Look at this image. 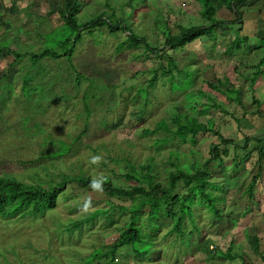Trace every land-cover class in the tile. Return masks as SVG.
<instances>
[{"label": "rangeland", "instance_id": "obj_1", "mask_svg": "<svg viewBox=\"0 0 264 264\" xmlns=\"http://www.w3.org/2000/svg\"><path fill=\"white\" fill-rule=\"evenodd\" d=\"M10 1L22 11L13 17L10 12L7 18L4 10ZM255 3L258 15L252 13L257 8L254 4L244 6L241 14V32L249 41L254 30L258 31L257 37H264V10L260 0ZM213 4L215 18L227 22L234 19L218 0H213ZM77 5L74 21L78 26L101 13V19L117 30L108 33L107 25L83 30L73 45L69 62L65 58H43L32 65L30 55L43 49L59 51L58 43L67 40L64 48L72 40L70 34L74 33L61 25L58 14L61 0H0V176L23 183H41L45 188L58 181L60 174L73 177L81 173L96 181L107 177L112 186L125 187L127 183L120 175L128 171L129 165L151 161L163 179L167 159L182 172L190 173L204 158L212 138L201 136L193 145L174 140L155 151L153 143L160 137L145 132L168 116L169 107L194 116L205 100L187 92L192 90L211 94L216 106L227 113L222 116L213 109L204 116L196 113L199 123L213 120L220 135L233 140L240 141L235 133L237 127L244 135L264 136L263 122L254 117L246 116L236 126L231 118L240 114L236 106L205 85L215 83L223 75L237 89L244 111L254 110L251 96L262 102L264 109V86H258L257 79L250 92L246 80L260 53L240 56L236 61L221 58L231 39V29L226 30L224 37L216 35L214 41L196 40L175 51L176 70L180 71L175 81L168 85L156 80L146 96L139 93L146 86L149 68L155 67L152 56L144 57L148 49L161 43L162 34L176 35L177 26L198 25L197 0H78ZM47 12L51 13L45 18ZM227 26L232 28L230 24ZM128 33L141 38V45L116 52ZM4 47L19 55L10 67L12 58L5 55ZM168 57L172 53L165 51L162 58ZM26 80L27 87L21 90ZM87 86L95 88L85 113L83 95ZM84 126V134L74 140ZM60 142L68 151L51 158ZM94 157H99L95 163ZM255 157L250 154L243 165L236 167L235 174L226 168L230 189L226 204L221 207L220 220H211L201 207L193 209L197 231L191 235L190 243L194 246H189L188 236L179 241L165 234V223L161 228H150L145 235L140 232L141 241L133 248L116 250L115 264H239L238 260L210 259L213 248L223 251L229 240L248 262L262 264L259 255L264 258V175L256 182L258 206L249 214H241L246 206L242 191L255 174L252 169ZM210 168L213 175H218L216 165ZM128 204L126 200L108 198L100 191H83L67 183L53 210L35 218L17 216L0 220V264H93L89 262L91 254L108 248L122 229L125 218L115 210ZM96 210L102 212L93 214ZM76 221H82L81 225L71 228ZM184 226L190 229L187 221ZM145 249H148L145 260L133 257L131 250ZM105 264H113L110 257Z\"/></svg>", "mask_w": 264, "mask_h": 264}, {"label": "trees", "instance_id": "obj_2", "mask_svg": "<svg viewBox=\"0 0 264 264\" xmlns=\"http://www.w3.org/2000/svg\"><path fill=\"white\" fill-rule=\"evenodd\" d=\"M197 1L199 2L197 10L198 25L190 27L177 26L178 33L176 35L164 33L161 35V43L157 47L155 46L152 49H148L149 51L144 57L148 59L152 56L151 58L156 60L155 67L149 68V77L145 82L146 86L144 89H140L139 93L143 92L146 96L148 89L153 87L156 80H159L161 83L167 82L168 85H171L175 81V78L180 73L179 70H176L175 62L178 58L173 54L175 51L184 49L196 40L205 39L207 41H214L216 35L224 37L228 29L232 31L230 36L231 39L223 52H221V58H225L227 61L228 59L236 61L240 56L249 57L252 53L260 51L262 55L258 58L254 66H252L254 70L250 74V77L246 79L248 82V90L253 92L255 81L257 79L259 80L261 76H264V39H258V31L254 30L252 33V41L249 43L248 36L241 32L242 8L255 2V0H218V4L221 5V7L232 13L234 19L231 22L215 18L216 8L213 4V0ZM77 2L78 0H61V10L58 12L62 21L61 25L74 33L70 34L72 35V40L68 42V46L63 48L64 44L67 42V40H63L57 44L59 51L43 49L38 54L30 55L29 60L32 65L43 58L55 60L65 58V60L69 62L73 45L79 41V34L83 30L90 31L91 29L101 28L105 25H107L106 29L108 33L117 30L114 27H109V24L101 19V13L94 20L78 26L74 21V16L77 13L76 8L78 7ZM10 5L12 7L13 4L11 3ZM261 7L264 9V0H261ZM50 13L51 12H47L45 18L48 17ZM37 19L42 21L39 17H37ZM107 22L109 21L107 20ZM228 24H230L232 28H228ZM124 32L126 31L124 30ZM139 39L141 38H135L128 33L126 39L117 45L116 52H118V50L123 51V49L134 50V48L141 45ZM165 51H170L172 57H168L166 60L162 58ZM5 55L12 58V61L8 64L9 67L17 62L19 58L18 53H15V51L9 48H6ZM165 78H167V80ZM79 80L80 79L77 81ZM27 82V80L23 82L21 90L27 87ZM205 85L211 92L223 96L227 102L236 106L240 114L237 117L231 116L236 126L241 120H244L246 116L254 117L258 122L262 121L264 124V109H262V102L257 101L251 96L250 104L254 105V110L251 112L244 111L238 97L239 94L237 89L231 86V84H228L225 76L222 75L215 83H205ZM87 87L86 94L83 95L85 113L88 112V106L92 103V91L95 86ZM170 87L171 86H169V88ZM173 91L177 92L176 90ZM187 92L195 96L203 97L205 100L198 111L194 113V116L188 114L186 111L179 112L176 108L169 107L168 116L164 119H160L152 130L145 133L146 135L149 133L160 137L155 139L153 143L155 151L160 150L166 144L174 140H176L178 144L189 143L193 145L195 140L201 136L212 138V142L207 145L204 158L201 159L195 170L190 173H184L179 170L176 165H172L169 159H167L164 162L163 179H160L161 174L156 170L157 168L154 167L151 161L144 165H129L128 171L120 175V178L127 183L125 187L112 186L107 177H102L100 180L96 181L90 180L81 173L73 177L60 174L58 176V181L54 182L52 185H46L45 188L42 187L41 183H23L13 177L1 175L0 220H9L17 216L35 218L37 215L53 210L65 185L67 183H73L77 188L83 191H100L108 198L126 200L129 202L127 206H119L117 210L114 209L115 211H120L121 217L125 218L120 233L108 248H104V250L99 253L96 252L95 254H91L90 263L105 264V260L110 257V262L115 264L116 261H114V256L116 250L122 247L133 248L135 244L141 241L140 232H143V235H145L146 231L150 228H161V225L165 226V223H167L164 227L166 230L165 234L173 235L174 238H178L179 241H183L184 236H188L187 241L190 246V244H194L193 242L190 243L191 235L194 231H197V229H194L195 227L193 224V220L195 219L193 209L201 207L211 220H220L222 217L221 207H224L226 204V197L230 189V178L227 176L228 172L226 173V168L228 167V171L235 174L236 167L243 165L242 163L250 154H255L256 157L252 163V169L255 170V174L250 177L247 186L242 191L243 195L246 197V206L241 214H249L258 206V197L255 194L256 182L264 175V136L260 138L247 136L242 134L237 127L235 133L237 138L240 136V141L224 138L218 132L216 123L213 120H207L206 124L197 121L199 116L206 115L209 109L218 111L222 116H227V113L223 109L216 106L214 96L196 90ZM196 113L199 116H197ZM84 132L85 126L73 137V139H79ZM250 144L253 145L250 147ZM67 151L68 148L60 142L58 150L55 154H52L51 158L61 157ZM213 164L219 168L218 175H213L210 170ZM152 169L155 170V172H153ZM93 183L99 185V188H93ZM177 188L182 189L184 192L181 193ZM97 211L98 213L102 212L96 210L93 214H96ZM185 221L190 225L189 230L184 226ZM81 223L82 221H76L71 225V228H77ZM253 244H255V241H253ZM131 251L134 258L143 259L148 249L142 252H137L135 250ZM211 254L210 259L216 258L225 262L238 260L239 264H251L248 262L249 259L235 250L232 240L228 241L223 251L214 247ZM259 257L262 264H264V258H261V254Z\"/></svg>", "mask_w": 264, "mask_h": 264}, {"label": "crops", "instance_id": "obj_3", "mask_svg": "<svg viewBox=\"0 0 264 264\" xmlns=\"http://www.w3.org/2000/svg\"><path fill=\"white\" fill-rule=\"evenodd\" d=\"M11 2H13V1H10V3L7 5L8 7H7V9L6 10H4V15L5 16H7V18L9 17V15H8V13H10L11 12V17H13L14 15H16V13H19V12H21L22 10L21 9H19L18 8V5L17 4H13L12 5V7H11ZM14 3V2H13ZM252 4H254V5H256V3L255 2H253V3H251L250 5H252ZM260 6H261V0H260ZM255 7H257L256 9H255V12H252V13H254L255 15H258L257 14V10H258V5H256ZM264 10V9H263ZM15 12V13H14ZM17 16V15H16ZM7 18H5V19H7ZM2 19V18H1ZM255 20V19H254ZM264 20V19H263ZM258 39H264V37L263 36H261V37H257ZM251 41H249V43H250ZM256 53H260V57H261V52L260 51H258V52H256ZM256 53H252L251 55H253V54H256ZM250 55V56H251ZM249 56V57H250ZM259 83H257V85L258 86H264V76H261L260 78H259ZM262 100V99H261Z\"/></svg>", "mask_w": 264, "mask_h": 264}, {"label": "clouds", "instance_id": "obj_4", "mask_svg": "<svg viewBox=\"0 0 264 264\" xmlns=\"http://www.w3.org/2000/svg\"><path fill=\"white\" fill-rule=\"evenodd\" d=\"M98 159H99V157H94L93 160H92V162L95 163ZM92 187L93 188H99V185L93 183Z\"/></svg>", "mask_w": 264, "mask_h": 264}]
</instances>
